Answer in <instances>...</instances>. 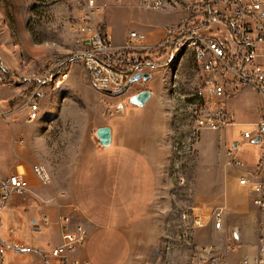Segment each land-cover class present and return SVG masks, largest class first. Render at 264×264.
Returning <instances> with one entry per match:
<instances>
[{"label":"rangeland","instance_id":"374dc122","mask_svg":"<svg viewBox=\"0 0 264 264\" xmlns=\"http://www.w3.org/2000/svg\"><path fill=\"white\" fill-rule=\"evenodd\" d=\"M97 1L105 7L95 23L110 36L113 46H123L128 33L133 31L145 35L143 44L149 46V50L141 53L151 51L154 56L157 51L153 48L163 42L164 31L186 17L182 11L153 12L136 6L134 0ZM79 16L77 0H0V68L17 77L12 84L0 85V147L12 151L15 161L23 166H26L23 160L26 147H36L34 158L38 163L29 166L30 176L46 190L58 191L62 208H77L81 213L93 210L91 200L81 192L83 189L76 191L74 201L66 199L64 191H70L71 186L83 187L84 183L79 182L80 173L75 185L70 176L72 160L76 154L79 156L82 147L98 148L89 154L95 151L92 154L97 163L95 170L102 166L115 172L119 167L125 172L118 176L116 189L119 197L122 195L119 187L125 188L124 203L118 208L115 203L110 218L99 217L94 210L95 216L92 214L91 218L102 220L92 229L82 224L87 237L75 253L80 261L91 264H193L202 248L209 246L226 259L225 254L236 249L242 238L237 227H225L223 222L220 229H215V215L224 219L230 201L234 204L241 201L231 197L229 188L233 182L237 183L236 180L239 184L244 179L237 174L256 164L263 153V146L257 141L243 139L245 132L255 131L264 113L263 98L250 88L227 87L224 98L215 99L212 89L206 85L205 73L191 51L185 52L181 61L172 67L144 70L151 78L129 84L119 95L99 91L102 96L92 97L85 86L84 77L90 82L84 67L74 64L71 68L74 88L61 86L55 93L56 104L47 105L48 108L52 106L51 110L57 113L58 119L45 121L44 128L35 131L40 116L34 123H26L25 102L34 89L30 93L34 87L31 77L42 73L59 57L64 59L79 52ZM142 56L145 58V54ZM154 60L155 57L152 62ZM0 76H3L1 69ZM142 91L151 93L150 100L141 108L131 106L129 99ZM48 94L44 101L46 98L53 101L54 93ZM43 99H40L39 107ZM201 105L209 111L223 106L233 116L234 123L223 130L202 128L194 139L193 112ZM2 112H9L11 116L2 117ZM103 127L113 132L114 140L110 145L122 139L123 144L132 145L137 141L136 144L145 147L150 158L157 161L160 180H156V163H152L147 154L133 153L139 161L135 170V164L129 163L128 149L120 159L123 152L120 147L99 148L102 146L98 143L96 131ZM233 144H238L236 149ZM229 149L238 161L246 164V169L243 163L242 168H233L226 156ZM86 157L87 153H84L83 158ZM34 167H42L47 173L49 183L46 186L34 175ZM18 173L25 180L23 170L19 169ZM111 176L115 178L114 174H105L104 171L101 174L98 170L96 176H91L89 186L85 182L93 198L101 197L97 191L103 184L105 188L109 185L107 180ZM151 181L159 182L158 195L154 198L156 195L152 193L145 204V200H139V197H145V193L140 194L138 189L148 188ZM130 195L133 198L129 201L127 196ZM110 202L104 200L106 204ZM105 212L108 207L103 209ZM198 218L200 222L196 224ZM13 223L11 210L0 199L2 243L8 246L14 239L31 245L26 230L16 233ZM261 226L264 227V223ZM12 232L14 238L8 239ZM260 251L253 259L254 264L259 261L264 264ZM10 253L13 252L3 254L5 264H15L19 260ZM230 256L233 258V254ZM244 259L253 264L249 257H244L240 264Z\"/></svg>","mask_w":264,"mask_h":264},{"label":"built area","instance_id":"2783aa9c","mask_svg":"<svg viewBox=\"0 0 264 264\" xmlns=\"http://www.w3.org/2000/svg\"><path fill=\"white\" fill-rule=\"evenodd\" d=\"M134 1L136 6L153 12L182 11L186 14L184 20L164 31V40L160 45L152 47L157 51L156 60L149 62L141 55L142 51L149 50V46L143 44L145 35L137 32L128 33L123 46H113L110 36L95 23L105 6L97 0H77L80 7L78 31L81 34L78 57H67L60 63L50 62L46 70L31 77L34 89L25 102L27 124L33 123L40 112L42 88L51 86L59 89L74 64L84 67L88 81L96 90L115 94L124 90L135 75H144V70L162 69V64L169 59V53L182 44H190V51L205 73L206 85L212 89L215 99L224 98L227 87H232L250 88L264 100V0ZM193 114L196 125L192 135L194 139L202 128L223 130L234 123L233 116L223 106L209 111L201 105ZM1 116L10 117L11 114L2 112ZM255 127L254 132H245L243 139L257 141L263 146L264 153V113ZM226 156L234 168L243 167L231 150L226 152ZM33 173L43 186L49 183V177L42 167H34ZM239 184L250 186L253 203L263 212L264 170L255 180L244 178ZM27 188L28 184L21 175H12L2 184L0 199L6 200L10 192ZM43 219L46 221V217ZM199 222V218L195 220L196 224ZM214 223V228L220 229L219 214L215 215ZM69 225L70 218L64 217L60 227V243L47 251L34 249L13 239L8 246L0 242V256L7 251L17 255L39 253L44 261L53 260L56 264H91L75 257L76 250L87 237L85 230L77 226L71 231ZM209 247L202 248L193 264H227L224 258L214 253L213 247ZM260 255L263 260L264 249H261ZM248 262L244 259L242 264ZM257 264H262V261Z\"/></svg>","mask_w":264,"mask_h":264},{"label":"crops","instance_id":"0c3cea01","mask_svg":"<svg viewBox=\"0 0 264 264\" xmlns=\"http://www.w3.org/2000/svg\"><path fill=\"white\" fill-rule=\"evenodd\" d=\"M108 26L105 28L107 31ZM162 29L160 28L159 31ZM152 33V32H151ZM73 69L70 70L65 82L63 85H67V88L69 87L74 88V81L72 77ZM3 73V72H2ZM86 82L85 86L88 88L87 90L91 91L92 97H99L101 93L97 91L95 88H93L85 79ZM66 83V84H65ZM62 85V86H63ZM59 89H53L51 86H45L40 91L41 93V99L49 95L48 93H54L53 94V101L52 98L49 100L46 98V102L41 100V107H40V120L37 122V126L34 127L33 130L40 132L41 129H43L45 125V121L47 120H57L58 115L56 112L52 111V106L47 107L49 104L55 105L54 99L56 91ZM75 90V89H74ZM247 91V90H246ZM76 92V91H74ZM102 96V95H101ZM52 101V102H51ZM49 102V103H48ZM245 132V131H244ZM113 132H111V142H113ZM127 143V142H126ZM137 141H135L132 145H126L123 144L122 139L120 141L115 142L114 145L110 146H116L120 147L123 152L120 153V159L122 158V155L127 153L125 150L128 149L130 155V165L135 164V170L137 169V165L139 161L136 157L133 155L141 152L144 154H147L148 158L152 163H156V180H160V178L157 176V161L155 159H151V155L148 154V150L145 149V147H140L139 144H136ZM129 144V143H127ZM259 144V143H257ZM139 145V147H138ZM238 144H233V149H236V146ZM261 145V144H260ZM129 146V147H128ZM235 146V147H234ZM99 148H105V147H99ZM98 149L97 147H92L87 149V147H82L80 150L79 156L76 154L74 159L72 160V169L70 170V176L72 179V183H76V178L78 176V173L81 174L80 181L84 183L83 187H79L75 189L73 186H71V190L64 193H66V199L69 200H76L77 196L75 195L76 191H81V188L83 189L82 194L85 195L84 197L86 199L91 200V204L93 207V210L89 213H81V211H78L77 208L71 207L69 208H62L60 199L58 197V191H50L46 190L42 186L39 185V183L36 182V180L30 176V169L29 166L32 164L38 163L37 159L34 158V154L37 151L36 147H26L24 150L25 157L23 158L24 163L26 166H23L21 164H18L19 162L15 161L14 153L12 151L6 150L5 148L0 147V180L5 181L7 176L10 174H15L19 172V169L22 168L24 173V178L28 183V188L24 190H16L12 191L8 194L7 199L3 200L4 206L11 210L12 217H13V224H14V231L16 233H20L23 230H26L29 240H31V245L29 247H32L34 249H38L40 251H47L50 248H53L57 246L60 243V232H61V219L64 217L70 218V229H75L77 226L87 227V229H92L94 225L100 224V221L102 218H98L97 220L91 218L93 211L96 213L95 215L100 216H108L109 218L113 215L112 212L114 210L113 206L116 203L117 208L119 205H122L124 203V200L126 197H123L122 195H125V188L119 187V197H117V184H118V176L120 174L124 175L125 172H121L118 169L115 172H111L108 169L106 170L102 166H98L95 170L96 166V159L92 157V154L90 156L89 154L94 150ZM14 150V149H13ZM232 150V149H229ZM234 151V150H233ZM102 152V151H100ZM135 152V154H133ZM263 152V151H262ZM84 153H87V157L83 158ZM81 156V157H80ZM91 157L92 159H88ZM134 160H133V158ZM21 159V158H18ZM87 159L89 161H87ZM118 158V162H120ZM133 163V164H131ZM245 166L244 169H246V164L242 162ZM41 164V163H40ZM45 163L43 162V165ZM81 166L84 167V169H81ZM153 166V165H152ZM103 168V169H102ZM234 168V167H233ZM81 169V170H80ZM103 174V171L105 174H114L115 178L112 179V176L107 180L108 186L105 188V184L101 186V190H98L97 193H100L101 197L99 199H96L92 197V193H90V190L88 189L90 178L91 176H96L97 172ZM243 170V169H241ZM264 170V153H262L261 157L259 158L258 162L254 164L252 167H248L244 172H240L237 175L240 177H244L246 179H250V181L255 180V178L259 177L262 174V171ZM29 173V175H27ZM20 174V173H19ZM85 176V179L83 181V178ZM1 183L3 184V182ZM236 182H233L232 186L229 188V192L231 197L239 198L241 201H238L236 204H234L233 201H230V204L226 207V212L224 216V219L221 218V222H223V225L226 227L229 225L230 227H237L236 230L240 233V238H242V242L239 244V246L234 249L233 251H228L225 254L226 257V263L231 264H240V261L244 257H249V260L252 261L254 264V258L257 257L258 252L260 251V248L264 249V227L261 226L262 223H264V211L260 212L256 209V207L253 204V195L251 194L250 186L248 184L246 185H240L238 184V180ZM86 183H88V186H86ZM152 182V183H151ZM150 182V186L148 188H137L140 194L145 193V197H139V200H145V204H147V199H150L148 197L152 196V193H155L156 196H153L154 198L157 197V185L159 182L154 183L153 181ZM1 185V184H0ZM87 187V190H86ZM1 189V187H0ZM112 191V192H111ZM131 192V189H130ZM134 194L137 196V192L135 190ZM129 198L128 200L132 199V195L127 196ZM104 200H111L109 204L104 203ZM152 200V199H151ZM116 201V202H114ZM98 205V206H96ZM108 207V212L103 213V209ZM118 210H126V209H118ZM156 210V209H154ZM152 210H150V213ZM110 213V215H109ZM94 215V214H93ZM94 215V216H95ZM43 217H46V221H44ZM231 217V218H229ZM97 218V217H96ZM108 220L110 221V219ZM259 224V225H258ZM14 238L13 232L9 233L8 239ZM0 242L1 241L0 239ZM80 251H78L77 255L80 254ZM236 253V254H235ZM5 254V253H4ZM15 256H18L19 260H16L15 264H56L53 260H47L44 261L39 253H30V254H23V255H17L15 253H10ZM230 254H233V258ZM264 262V259H263ZM0 264H5V259L0 256Z\"/></svg>","mask_w":264,"mask_h":264},{"label":"water","instance_id":"95a60500","mask_svg":"<svg viewBox=\"0 0 264 264\" xmlns=\"http://www.w3.org/2000/svg\"><path fill=\"white\" fill-rule=\"evenodd\" d=\"M151 78L150 74H137L134 77H132L129 82V84H133L136 83L140 80L142 81H147ZM124 92V90H120L119 92L115 93L116 95L118 94H122ZM151 98V93L148 91H142L134 96H132L129 99V104L133 107L136 108H141L143 107ZM96 138L98 140V143L100 144V146L102 147H107L110 145L111 143V130L108 127H103V128H99L96 131ZM235 147V146H234Z\"/></svg>","mask_w":264,"mask_h":264},{"label":"bare ground","instance_id":"6f19581e","mask_svg":"<svg viewBox=\"0 0 264 264\" xmlns=\"http://www.w3.org/2000/svg\"><path fill=\"white\" fill-rule=\"evenodd\" d=\"M73 32V31H72ZM190 51V44H182V46H177L174 48L171 53H169V59L166 61V64H162V68L165 67H172L173 64H178L179 61H181V57L184 55L185 52ZM67 56V55H66ZM70 56V55H69ZM71 57H78V52L76 54H73ZM57 58V57H56ZM66 59V58H64ZM64 59H60V57L57 60L52 61L51 63H60ZM175 68V67H174ZM39 118V114L37 115V118L35 121H37ZM33 122V123H34ZM22 169V168H21ZM45 171V170H44ZM21 173V172H20ZM19 174V173H18ZM11 193V192H10Z\"/></svg>","mask_w":264,"mask_h":264},{"label":"trees","instance_id":"16d2710c","mask_svg":"<svg viewBox=\"0 0 264 264\" xmlns=\"http://www.w3.org/2000/svg\"><path fill=\"white\" fill-rule=\"evenodd\" d=\"M143 54H145V59L147 61H149V62H152L153 58L155 57L153 55V52H151V51L150 52H146V53H141V55H143ZM0 69L3 72V76H2V78L0 80V85L5 86V85H8V84H12V81L16 80L15 78H17V77H15L14 74H12V73H10L8 71H5L2 68H0ZM32 89H33V87L31 88L30 93L32 92Z\"/></svg>","mask_w":264,"mask_h":264}]
</instances>
